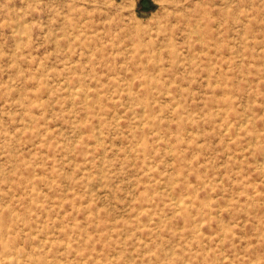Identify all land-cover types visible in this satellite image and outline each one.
Segmentation results:
<instances>
[{
	"label": "rangeland",
	"instance_id": "obj_1",
	"mask_svg": "<svg viewBox=\"0 0 264 264\" xmlns=\"http://www.w3.org/2000/svg\"><path fill=\"white\" fill-rule=\"evenodd\" d=\"M209 1L0 0V264H264V0Z\"/></svg>",
	"mask_w": 264,
	"mask_h": 264
},
{
	"label": "bare ground",
	"instance_id": "obj_2",
	"mask_svg": "<svg viewBox=\"0 0 264 264\" xmlns=\"http://www.w3.org/2000/svg\"><path fill=\"white\" fill-rule=\"evenodd\" d=\"M217 2H219V1L218 0H210L208 3L212 6H214V8L212 10L203 9L201 12L197 13V16L200 19H202V21L205 23V28L201 29V37H200L201 41H203L202 38H204V37H209L210 39L214 38V34L216 31H215V29L211 28L209 25V20H210V17H212V16L221 15L223 17L224 21L227 22L228 27L232 26V24H233L232 22H234V21L230 22L232 24L229 23V21H230L228 19L229 9H230V13L233 14L232 17H235V16L239 17L240 16L243 18L244 22L248 23L247 25H250L249 24L250 16H251V11H250V6H249L250 0H220V3H226L227 2V5L222 6V7L215 6V5H217ZM231 20H233V19L231 18ZM115 121H117V120H115ZM173 198H174V196H173ZM220 236H222V235H220Z\"/></svg>",
	"mask_w": 264,
	"mask_h": 264
}]
</instances>
